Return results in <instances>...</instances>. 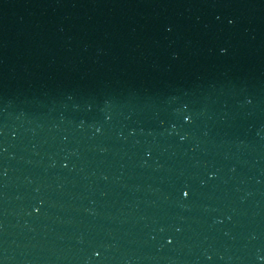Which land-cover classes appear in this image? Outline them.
<instances>
[{"label":"water","instance_id":"95a60500","mask_svg":"<svg viewBox=\"0 0 264 264\" xmlns=\"http://www.w3.org/2000/svg\"><path fill=\"white\" fill-rule=\"evenodd\" d=\"M0 264H264V59L1 230Z\"/></svg>","mask_w":264,"mask_h":264}]
</instances>
